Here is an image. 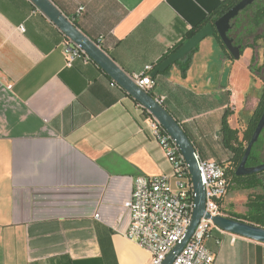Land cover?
Listing matches in <instances>:
<instances>
[{"label":"crops","instance_id":"crops-1","mask_svg":"<svg viewBox=\"0 0 264 264\" xmlns=\"http://www.w3.org/2000/svg\"><path fill=\"white\" fill-rule=\"evenodd\" d=\"M52 1L134 76L225 0ZM64 43L29 0H0V264H148L150 253L126 237L124 204L137 177L172 178V165L145 111L94 62L68 67ZM254 55L230 59L210 37L186 72L176 64L155 78L151 94L203 160L231 158L225 114L243 140L264 92L250 69ZM205 244L214 264H264L263 244L217 229Z\"/></svg>","mask_w":264,"mask_h":264},{"label":"built area","instance_id":"built-area-1","mask_svg":"<svg viewBox=\"0 0 264 264\" xmlns=\"http://www.w3.org/2000/svg\"><path fill=\"white\" fill-rule=\"evenodd\" d=\"M84 12L85 8H81L77 17ZM20 30L22 33L25 31L23 27ZM64 53L68 67H72L78 60L92 62L79 46L66 37ZM152 71L153 67L149 66L142 74L132 76L135 83L149 93L154 88L150 77ZM112 85L117 86L114 82ZM138 107L143 109L139 104ZM146 114L147 126L165 152L174 174L172 178H136L131 198L124 204V210L131 218L126 237L150 253L151 260L148 264H162L184 238L191 224L195 195L189 166L179 147L159 122ZM196 159L206 192V213L212 217H227L223 205V200L229 193L227 167L214 161L203 160L198 154ZM96 218L99 216L96 215ZM215 229L219 230L211 220L202 219L194 236L174 264H214L215 256L205 242Z\"/></svg>","mask_w":264,"mask_h":264},{"label":"water","instance_id":"water-1","mask_svg":"<svg viewBox=\"0 0 264 264\" xmlns=\"http://www.w3.org/2000/svg\"><path fill=\"white\" fill-rule=\"evenodd\" d=\"M37 10L46 16L63 34L79 46L88 57L122 90L133 98L144 111L155 118L163 129L171 136L179 147L186 164L189 166L190 176L193 182L195 207L192 215V221L188 230L175 248L170 252L162 264H174L176 258L182 253L185 246L194 236L202 219L211 220L213 225L224 233L244 238L264 245V229L250 224L242 223L224 216L212 217L206 213V192L203 185L201 172L196 159V149L185 132L182 125L171 115L163 106L159 99L152 96L151 93L141 89L132 76L127 74L115 61L100 47L94 40L88 38L73 23L74 19L68 18L53 3L52 0H29ZM260 0H241L214 24H208L202 28L193 38L185 42L175 53L162 62L152 73L151 79L154 80L158 75L166 73L176 64L183 62L193 53L199 45L207 38L214 37L217 33L230 54L239 60L241 58V48L235 46L233 40L228 34L232 27V22L246 11L250 6ZM264 131V112L257 125V128L246 149L245 155L240 166L237 169V176H249L264 172V163L256 167H247L249 156L254 145L259 141Z\"/></svg>","mask_w":264,"mask_h":264},{"label":"trees","instance_id":"trees-1","mask_svg":"<svg viewBox=\"0 0 264 264\" xmlns=\"http://www.w3.org/2000/svg\"><path fill=\"white\" fill-rule=\"evenodd\" d=\"M241 0H225L208 18L203 20L201 23L196 25L195 27L191 28L184 37L182 43H180L177 47L171 50L167 55H165L161 61L153 66V70H155L162 62H164L167 58H169L173 53H175L185 42L193 38L202 28L207 26L208 24H214L219 18H221L225 13H227L231 8H233L236 4H238ZM262 0L256 2L252 6H250L246 12H248L251 8L257 7L256 14L254 19L252 20L251 28L244 31L243 33H235L237 30V24L240 21V16L236 18L232 22L231 30L228 34L229 38L233 40L235 46H239L241 48V56L243 55L246 49H252L256 53V43L260 40L264 43V34H256L252 35L250 29L258 30L261 28L262 24L264 23V6H258V3ZM74 25L77 27L76 20H73ZM250 33L253 36L251 42L248 41L247 34ZM214 37L217 39L221 47L224 49L225 53L230 59H235L230 52L228 51L227 47L221 40L220 36L216 33ZM250 37V35L248 36ZM95 42L102 47V43L100 40H95ZM103 48V47H102ZM104 49V48H103ZM195 52V51H194ZM191 53L184 62L178 63V65H185L184 72L190 66V61L192 58ZM263 59H264V52H263ZM251 72L253 73L255 79H260L264 83V61L260 64L259 59L256 56H253L251 66ZM170 70V69H169ZM168 70V71H169ZM167 71V72H168ZM155 83V79L153 80ZM154 97V95L152 94ZM138 104V103H137ZM264 112V92L263 96L254 112V115L250 121L249 127L244 132L243 140L240 141L239 139V132L237 130H233L229 127L227 119L228 116L225 114L223 117L221 134H222V141L224 147L230 152L231 158L227 161L231 164V167H227V171L229 174V192L232 189L237 190H246V191H257L260 190L259 193L250 196L248 202L246 204L247 212L244 215L240 214H231L227 217L233 219L238 222L250 224L253 226H257L264 229V172L253 174L249 176H237L236 172L238 167L240 166L243 157L245 155L246 149L251 141V138L257 128V125L263 115ZM145 113H147L145 111ZM264 144V131L262 132L259 141L254 145L252 152L249 156L247 167H256L264 163L261 160L260 148ZM197 153V152H196ZM202 158V157H201ZM218 163V162H217ZM223 164L224 163H220ZM230 214V213H229Z\"/></svg>","mask_w":264,"mask_h":264},{"label":"rangeland","instance_id":"rangeland-1","mask_svg":"<svg viewBox=\"0 0 264 264\" xmlns=\"http://www.w3.org/2000/svg\"><path fill=\"white\" fill-rule=\"evenodd\" d=\"M258 6L262 7L264 6V0H262L261 2L258 3ZM256 10L257 7H253L251 8L248 12L244 11L240 14V21L238 22L237 26V30H235V33H243L244 31L248 30L249 28H251L252 24V20L254 19V16L256 14ZM252 33V35H256V34H264V23L262 24L261 28L258 30H253L250 29ZM250 35V37H248ZM250 33L247 34V38L249 42H251V40L253 39ZM256 53L255 56L257 59H259V61L262 59V53L264 52V43L262 40L258 41L256 43ZM246 58V56L244 57ZM257 84V83H255ZM262 89V87H261ZM255 94H258L260 91V87L258 85H255ZM262 91H264V88L262 89ZM260 154H261V160L264 161V144L262 145V147L260 148ZM224 165L226 167H231V164L229 162H225ZM260 190L257 191H246V190H237V189H232L228 195L225 197V199L223 200V205L226 208V214L231 215V214H240V215H244L247 212V207L246 204L248 202V199L250 198V196H253L257 193H259ZM230 213V214H229ZM212 234V233H211Z\"/></svg>","mask_w":264,"mask_h":264}]
</instances>
